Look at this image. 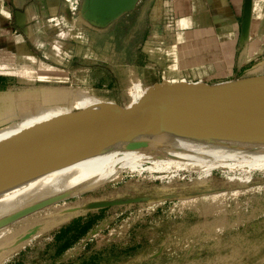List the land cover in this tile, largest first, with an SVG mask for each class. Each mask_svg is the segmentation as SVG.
<instances>
[{
    "label": "rangeland",
    "instance_id": "rangeland-1",
    "mask_svg": "<svg viewBox=\"0 0 264 264\" xmlns=\"http://www.w3.org/2000/svg\"><path fill=\"white\" fill-rule=\"evenodd\" d=\"M245 6V16L251 18L264 8V0H245ZM128 34V29L115 32L107 46L105 36L95 33L93 53L68 67L60 83L46 87L50 93L31 107L33 115L61 112L25 128V139L99 107L130 110L139 104L156 85L150 84L147 63L134 57L140 31L136 39ZM244 39L255 49L254 69L264 72V17L258 34L249 38L246 32ZM74 95H88L93 103L73 107ZM227 143L235 147L232 154L218 159L244 160L255 154L254 159L264 161L262 141ZM140 150L154 161L175 152L164 136ZM86 220L88 231L71 235L61 260L53 264H264V170L121 169L0 227V264H24L21 255L35 239L55 226ZM25 235L31 240L17 246ZM38 260L34 264L53 259L40 255Z\"/></svg>",
    "mask_w": 264,
    "mask_h": 264
},
{
    "label": "crops",
    "instance_id": "crops-1",
    "mask_svg": "<svg viewBox=\"0 0 264 264\" xmlns=\"http://www.w3.org/2000/svg\"><path fill=\"white\" fill-rule=\"evenodd\" d=\"M82 3L0 0V147L32 123L61 112L33 115L31 107L50 93L46 87L60 83L68 67L93 53L95 33L110 46L115 32L128 29L129 39H136L140 31L134 57L147 63L151 85H215L264 74L254 69L253 45L244 44L246 32L249 38L258 34L263 7L245 28V0H138L132 11L97 26L83 18ZM78 38L85 43L79 45ZM71 98L73 107L93 103L88 95ZM86 221L74 223L66 235L65 228L55 226L25 248L22 262L37 263L40 255L51 256V264L60 261L67 248L58 256L57 250Z\"/></svg>",
    "mask_w": 264,
    "mask_h": 264
},
{
    "label": "bare ground",
    "instance_id": "bare-ground-1",
    "mask_svg": "<svg viewBox=\"0 0 264 264\" xmlns=\"http://www.w3.org/2000/svg\"><path fill=\"white\" fill-rule=\"evenodd\" d=\"M257 22H253V25ZM167 123L172 129L170 133L158 131L134 146L121 139L99 145L58 146L15 188L0 196V227L19 219H12L18 211L83 189L125 168L158 173L183 169H220L228 172L264 170V161L254 159L255 154L252 156L251 153L252 158L246 159L245 156L244 160L218 159L232 154L235 147L227 142H264L263 93L239 90L214 102L181 107L168 117ZM161 136L168 138L175 149V152L169 151V159L154 161L143 156L141 147ZM36 234L34 231L31 236ZM31 236L20 238L17 246L29 242Z\"/></svg>",
    "mask_w": 264,
    "mask_h": 264
},
{
    "label": "water",
    "instance_id": "water-1",
    "mask_svg": "<svg viewBox=\"0 0 264 264\" xmlns=\"http://www.w3.org/2000/svg\"><path fill=\"white\" fill-rule=\"evenodd\" d=\"M137 2L83 0L81 14L88 22L104 26L132 11ZM249 19L246 17L245 28ZM239 90L264 94V74L215 85H157L130 110L103 106L90 114L60 122L33 138L25 139L23 132L0 147V196L15 188L31 170L47 160L58 146L99 145L114 139H121L134 146L158 131L170 133L172 129L167 119L176 109L214 102ZM61 197L18 211L12 219L27 215Z\"/></svg>",
    "mask_w": 264,
    "mask_h": 264
},
{
    "label": "trees",
    "instance_id": "trees-1",
    "mask_svg": "<svg viewBox=\"0 0 264 264\" xmlns=\"http://www.w3.org/2000/svg\"><path fill=\"white\" fill-rule=\"evenodd\" d=\"M63 208H66V207H62L60 209H63ZM88 222L89 221H86V223H84V225H82V226L79 227V231L80 232L82 231V233H86L88 231V229H89V228H87ZM73 224H74V222L73 223H70V224H68L66 226H61L60 227V229H64L65 228V234L64 235H66L70 231V229H71V227H72ZM66 248H68V244H65V245L61 246L59 248V250H57L56 256H58L60 253H62Z\"/></svg>",
    "mask_w": 264,
    "mask_h": 264
}]
</instances>
